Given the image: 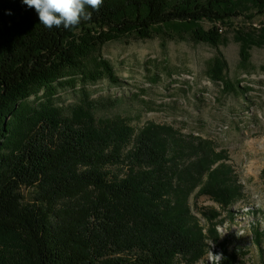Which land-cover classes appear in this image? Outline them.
<instances>
[{"label": "trees", "instance_id": "1", "mask_svg": "<svg viewBox=\"0 0 264 264\" xmlns=\"http://www.w3.org/2000/svg\"><path fill=\"white\" fill-rule=\"evenodd\" d=\"M246 10L264 16V0H103L77 27L49 29L23 0H0V264L4 248L17 251L11 241L21 264H177L180 258L194 264L209 240L223 253L222 264H245L248 251L231 250L221 237V212H206L203 226L191 210L196 194L230 215L244 196L228 155L210 142H200V151L187 143L186 151L169 126L137 131L121 119L97 122L52 110L27 129L20 122L10 145L6 138L33 88L49 89L67 71H82L109 42L162 34L219 46L222 27ZM235 38L248 62L251 50L264 45V27ZM226 63L222 56L215 62V80H222ZM24 189L32 190V201ZM253 230L260 246L264 232Z\"/></svg>", "mask_w": 264, "mask_h": 264}, {"label": "rangeland", "instance_id": "2", "mask_svg": "<svg viewBox=\"0 0 264 264\" xmlns=\"http://www.w3.org/2000/svg\"><path fill=\"white\" fill-rule=\"evenodd\" d=\"M243 15L222 27L224 40L219 46L190 38L173 40L162 34L109 42L92 52L82 71H67L49 89L33 88L21 101L24 109L13 118L6 145L14 139L20 122L21 130L27 129L40 112L49 110L69 117L90 115L97 122L121 119L137 131L150 124L169 126L186 151L187 143L200 151V142H210L216 152L228 155L244 196L228 215L210 197L194 194L192 213L206 226V212H221L219 219L225 218V222L218 229L229 248L248 251L245 264H264V237L258 246L253 236L255 227L264 232V45L254 47L249 61L243 63L241 45L235 38L237 32L264 27V16L256 10H246ZM203 26L211 27L208 23ZM220 56L227 68L222 80H215L211 69ZM103 62L111 67L113 78ZM191 158L195 157L185 160ZM111 171L122 174L121 168ZM32 193L22 191L25 201H32ZM11 244L17 251L4 248V264L23 263L18 244ZM211 250L221 253L216 244ZM177 264L193 263L180 258Z\"/></svg>", "mask_w": 264, "mask_h": 264}, {"label": "clouds", "instance_id": "3", "mask_svg": "<svg viewBox=\"0 0 264 264\" xmlns=\"http://www.w3.org/2000/svg\"><path fill=\"white\" fill-rule=\"evenodd\" d=\"M29 8H34L38 13L40 24L51 29L54 26L64 29L75 28L81 21L90 20L92 12L88 8L98 11L103 5V0H23ZM11 14V13H9ZM208 248L205 256L197 264H222L223 253H213L214 241H206Z\"/></svg>", "mask_w": 264, "mask_h": 264}]
</instances>
